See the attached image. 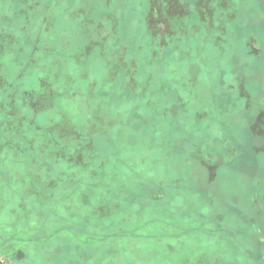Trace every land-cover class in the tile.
Listing matches in <instances>:
<instances>
[{
  "label": "rangeland",
  "instance_id": "1",
  "mask_svg": "<svg viewBox=\"0 0 264 264\" xmlns=\"http://www.w3.org/2000/svg\"><path fill=\"white\" fill-rule=\"evenodd\" d=\"M0 13L34 34L2 46L0 71L18 77L16 47L31 83L56 91L0 115V262L264 264V0ZM44 116L50 133L7 137Z\"/></svg>",
  "mask_w": 264,
  "mask_h": 264
},
{
  "label": "trees",
  "instance_id": "2",
  "mask_svg": "<svg viewBox=\"0 0 264 264\" xmlns=\"http://www.w3.org/2000/svg\"><path fill=\"white\" fill-rule=\"evenodd\" d=\"M14 0H12L13 2ZM17 4L16 2L14 3V5ZM4 11V9H3ZM21 18L19 19H14L13 21H11L12 19H10V22L7 24L8 21H5L2 19V14L0 13V70L6 65L9 64L8 62H6V54H5V50L2 49V46L7 47L10 45L9 42H11L10 38L16 33L17 30L22 29L23 32H26V37L27 36H33V32L31 31V29L29 28V24L26 26L21 27L19 24H17L16 21H19ZM25 23H30V21L27 20V22ZM9 36V37H8ZM9 38V39H8ZM44 39V37H43ZM8 40V43H6L5 41ZM7 45V46H6ZM16 46L18 44H15ZM9 56H12L15 59V66H17L18 70H19V74L18 77H15L13 79H11L10 77H7V74L4 72L0 71V115H2L4 118H6V116L9 113L10 107L12 105V103L16 100H20L19 99V95L23 92V95L30 94V96H33L35 99H40V98H45V97H54V94L56 93V91H53L52 93L48 90V88L46 87V85H43L42 79L45 77L44 73H39V77H38V81L41 80L42 84L39 82V87L38 86H34L33 83H31V75L33 74L32 71L34 69H32L34 63H26L25 69L21 66L22 62L20 59H18V57H16L17 55H15L14 50H16V47H10L9 48ZM34 48H32L33 50ZM23 49H21V54H25V51H22ZM5 59V60H4ZM36 61V60H35ZM4 62V63H3ZM12 63V62H11ZM35 66V65H34ZM62 69L63 66H62ZM32 73V74H31ZM62 80V79H61ZM37 81V82H38ZM2 83V84H1ZM59 94V95H58ZM61 93H57V95H55V97H59L62 96L60 95ZM22 95V96H23ZM28 98V96H27ZM13 101V102H12ZM117 105V104H116ZM10 106V107H9ZM118 106L119 103H118ZM9 107V110H6ZM12 108V107H11ZM7 111V112H6ZM68 121V120H67ZM41 123L37 122V121H31V123L29 122L28 124H26L25 129L21 132L18 131L15 133H11L9 134L10 136H7L8 138H13V139H18V138H22L23 135L27 136H33L38 135L39 133H41V130L43 129V132H45L46 134H48L49 131V126L48 123L45 121V116L44 119L40 120ZM71 128V127H70ZM76 133H74L75 135ZM44 133L42 134L43 138L44 137ZM53 137V136H52ZM57 143L61 146V147H66V148H76L78 145H82L83 146H87L89 145L92 140H90L89 142L86 141L84 142H80V143H76L75 141V137L71 138L68 142V138L61 135V134H57ZM84 138H88L84 137ZM37 139V138H36ZM48 142V141H47ZM77 144V145H76ZM81 147V146H80ZM95 175L97 176L98 173H95Z\"/></svg>",
  "mask_w": 264,
  "mask_h": 264
},
{
  "label": "water",
  "instance_id": "3",
  "mask_svg": "<svg viewBox=\"0 0 264 264\" xmlns=\"http://www.w3.org/2000/svg\"><path fill=\"white\" fill-rule=\"evenodd\" d=\"M22 255H23V253L19 254V256H22ZM0 264H4V263L0 262Z\"/></svg>",
  "mask_w": 264,
  "mask_h": 264
}]
</instances>
